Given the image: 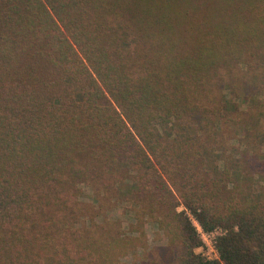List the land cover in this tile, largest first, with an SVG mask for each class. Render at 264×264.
<instances>
[{
    "label": "trees",
    "instance_id": "obj_1",
    "mask_svg": "<svg viewBox=\"0 0 264 264\" xmlns=\"http://www.w3.org/2000/svg\"><path fill=\"white\" fill-rule=\"evenodd\" d=\"M263 123L264 0H0V264H124L148 220L151 264H264L263 192L221 146ZM122 202L137 237L95 221Z\"/></svg>",
    "mask_w": 264,
    "mask_h": 264
},
{
    "label": "rangeland",
    "instance_id": "obj_2",
    "mask_svg": "<svg viewBox=\"0 0 264 264\" xmlns=\"http://www.w3.org/2000/svg\"><path fill=\"white\" fill-rule=\"evenodd\" d=\"M242 109H245V105L241 104ZM244 132H240L242 134ZM248 133V132H247ZM235 135L231 133V136L226 135L225 139H221L222 148L226 149L229 153L235 154L243 166L253 173H247L246 177L249 182H245L246 188H250L253 194L263 192L264 196V123L263 125L249 135ZM263 156V157H262ZM255 166V168H253ZM247 170V171H248ZM255 172V174H254ZM231 187V186H230ZM81 200L88 203H93L92 191L83 186V196ZM133 205L129 202H122L116 207L104 212V215L97 216L96 222H100L102 218L113 219L120 221L121 229L125 232L127 237L139 236L136 232L131 230V223L133 220ZM181 207L178 208L180 210ZM192 223L198 229V223L192 219ZM198 231V230H197ZM224 231L221 228H216L214 235L216 237L222 234ZM199 234V232H198ZM200 237V234H199ZM201 238V237H200ZM202 240V238H201ZM203 241V240H202ZM144 246L139 243H144ZM136 244L131 247V250L127 251L124 255L120 256V260L124 264H151L150 261H155L159 256L164 255L163 248L167 243L165 234L158 229L157 225L152 221H146L144 224V236L141 241H136ZM203 254L206 250V246L202 250H199ZM166 260H171L172 255H165Z\"/></svg>",
    "mask_w": 264,
    "mask_h": 264
},
{
    "label": "built area",
    "instance_id": "obj_3",
    "mask_svg": "<svg viewBox=\"0 0 264 264\" xmlns=\"http://www.w3.org/2000/svg\"><path fill=\"white\" fill-rule=\"evenodd\" d=\"M200 234V237L202 238V242L204 243V246H206V250L202 256L206 259L212 260L216 259L218 257L217 250L215 248V241H216V235H214V231H204L200 226L197 229Z\"/></svg>",
    "mask_w": 264,
    "mask_h": 264
}]
</instances>
